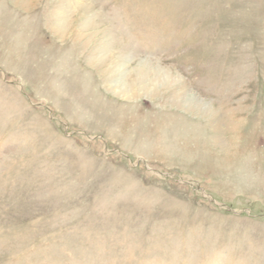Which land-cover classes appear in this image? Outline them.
I'll use <instances>...</instances> for the list:
<instances>
[{
    "label": "rangeland",
    "instance_id": "1",
    "mask_svg": "<svg viewBox=\"0 0 264 264\" xmlns=\"http://www.w3.org/2000/svg\"><path fill=\"white\" fill-rule=\"evenodd\" d=\"M0 264H264V0H0Z\"/></svg>",
    "mask_w": 264,
    "mask_h": 264
}]
</instances>
